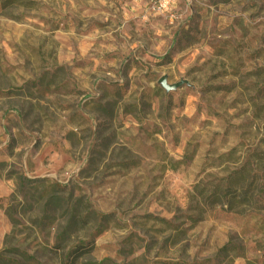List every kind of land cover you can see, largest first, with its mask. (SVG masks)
<instances>
[{"label":"rangeland","instance_id":"1","mask_svg":"<svg viewBox=\"0 0 264 264\" xmlns=\"http://www.w3.org/2000/svg\"><path fill=\"white\" fill-rule=\"evenodd\" d=\"M58 243L264 264V0H0V264Z\"/></svg>","mask_w":264,"mask_h":264},{"label":"trees","instance_id":"2","mask_svg":"<svg viewBox=\"0 0 264 264\" xmlns=\"http://www.w3.org/2000/svg\"><path fill=\"white\" fill-rule=\"evenodd\" d=\"M1 1H2L3 7H5V6L12 5L17 0H1ZM218 88H221V87H218ZM229 184H231V186H233L235 188V192H234L233 197H234V200H236L238 198V195L236 194V189H239V184H240L239 179L232 180L231 183H229ZM214 200H215L214 202H217L219 199H217L215 197ZM218 202H221V201H218ZM77 207H78V203L75 202L74 204L69 206V208L67 209V212H70L71 216H73V218L74 217L76 218V213L78 211ZM78 220H81V219L77 218V221ZM59 245H61V244L58 243V246ZM58 248H60L62 250L63 256H66L67 262L65 264H73L78 258H80V257H82L85 254L90 252L89 247L82 246V245L73 246V247L69 248L68 250H66V248H67L66 244L61 245Z\"/></svg>","mask_w":264,"mask_h":264},{"label":"water","instance_id":"3","mask_svg":"<svg viewBox=\"0 0 264 264\" xmlns=\"http://www.w3.org/2000/svg\"><path fill=\"white\" fill-rule=\"evenodd\" d=\"M159 84L167 93L171 91H175L182 86V83H177L172 85L167 84V80L165 77L160 79Z\"/></svg>","mask_w":264,"mask_h":264}]
</instances>
